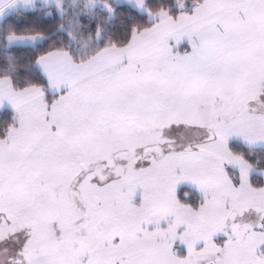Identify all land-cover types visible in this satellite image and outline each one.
Wrapping results in <instances>:
<instances>
[{
  "label": "snow or ice",
  "instance_id": "obj_1",
  "mask_svg": "<svg viewBox=\"0 0 264 264\" xmlns=\"http://www.w3.org/2000/svg\"><path fill=\"white\" fill-rule=\"evenodd\" d=\"M0 264H264V0H0Z\"/></svg>",
  "mask_w": 264,
  "mask_h": 264
}]
</instances>
